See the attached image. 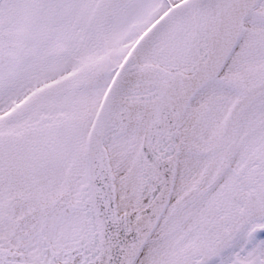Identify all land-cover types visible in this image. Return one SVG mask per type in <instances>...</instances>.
I'll return each mask as SVG.
<instances>
[{"label": "snow or ice", "instance_id": "obj_1", "mask_svg": "<svg viewBox=\"0 0 264 264\" xmlns=\"http://www.w3.org/2000/svg\"><path fill=\"white\" fill-rule=\"evenodd\" d=\"M0 264H264V0H0Z\"/></svg>", "mask_w": 264, "mask_h": 264}]
</instances>
